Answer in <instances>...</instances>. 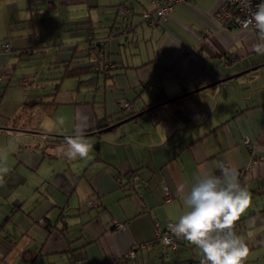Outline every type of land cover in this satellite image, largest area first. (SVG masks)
Segmentation results:
<instances>
[{
    "label": "crops",
    "instance_id": "obj_1",
    "mask_svg": "<svg viewBox=\"0 0 264 264\" xmlns=\"http://www.w3.org/2000/svg\"><path fill=\"white\" fill-rule=\"evenodd\" d=\"M63 1L82 4L80 13L52 14L55 26L45 33L43 14L32 10L54 0H0V160L10 169L4 178L13 177L2 184L8 193L0 196V264H183L200 259L199 250L190 246L161 256L153 242V222L177 220L184 211L178 184L190 182L201 168L217 174L220 161L239 172L251 193V204L235 226L249 247L245 264H264V190L253 191L264 181V55L253 50L257 32L221 25L213 16L220 0L176 4L165 25L142 22V12L153 8L151 0ZM117 4L130 13L117 15ZM91 25L99 36L111 31L96 60L87 54ZM4 41L9 52L2 48ZM25 49V55L34 56L51 49L50 63L78 56L75 67L106 61L109 75L99 72L98 79L111 88L117 104L127 99L139 107L153 96L175 99L109 130L103 129L117 122L119 106H109L102 92L103 106L96 111L98 106L85 102L87 88H76L75 77L63 79L75 83L63 88L62 81L55 106L18 107L24 98H34L15 78L29 74L14 59ZM27 58L23 61L30 64ZM11 77L18 84L4 88ZM7 91L17 95L13 114L1 109ZM61 106L68 109L65 117L59 115L63 125L53 120ZM102 119L114 122L99 128ZM20 127L62 136L83 127L93 145L91 158L69 161L60 152V162L47 136L36 139L49 141L48 150L40 148L38 154L33 142L22 144ZM245 139L256 156L249 172L245 167L252 157ZM17 152L23 161L20 173ZM46 161L54 162V169L44 172Z\"/></svg>",
    "mask_w": 264,
    "mask_h": 264
},
{
    "label": "clouds",
    "instance_id": "obj_2",
    "mask_svg": "<svg viewBox=\"0 0 264 264\" xmlns=\"http://www.w3.org/2000/svg\"><path fill=\"white\" fill-rule=\"evenodd\" d=\"M252 27L258 34L253 50L264 55V0L256 5V11L245 19L241 27ZM64 124L61 117L58 121ZM83 127L65 137L61 154L69 161L90 159L93 145ZM219 174L204 168L177 186V195L183 205V213L170 224L177 238H183L195 246L201 258L199 264H245L249 247L245 239L234 230L236 222L251 204V193L241 184L235 168L219 162ZM6 161L0 160V185L9 173Z\"/></svg>",
    "mask_w": 264,
    "mask_h": 264
},
{
    "label": "trees",
    "instance_id": "obj_3",
    "mask_svg": "<svg viewBox=\"0 0 264 264\" xmlns=\"http://www.w3.org/2000/svg\"><path fill=\"white\" fill-rule=\"evenodd\" d=\"M169 0H151L152 4H153V8L151 10H145L142 12L141 14V18H142V22H146L149 25H156V24H160L157 14H156V10H157V6L160 3H166ZM187 0H183L182 2H185ZM179 4V2L175 3L173 5V7ZM121 6H125L124 4H117L116 5V14L117 15H121V16H125L128 15L130 13V9L128 8V12L126 13H122L120 11ZM172 7V9H173ZM171 9V11H172ZM148 14V16H144V14ZM171 12L168 15V20L170 18ZM168 20L166 22V24L168 23ZM220 23V22H219ZM221 24V23H220ZM164 25V24H163ZM222 25V24H221ZM237 26L235 24H226V26ZM88 32H87V42H88V49H87V54L88 55H92L93 58H98L99 55L101 54V52L103 51L104 47H105V43L107 41V39L110 36L111 31L107 32V34L104 35H98L96 29V26L91 25V27L87 28ZM93 40H96L97 45H93L92 42ZM9 51H10V45H9ZM7 51V52H9ZM27 49L25 50H20L19 54H17L16 56L19 57V60H23V59H27L25 58L27 54ZM78 56H73V58L71 60L68 61H63V62H58V61H53L51 62L47 68H46V73H45V79L43 84L41 85V89L36 97V99H31L28 101V98L24 100V105L25 106H33V105H45V106H50L53 107L55 106L59 101L57 100V94L58 92L61 90V83L63 81L64 78L67 77H75L76 79V88L77 87H85L87 88L86 93L89 92L90 98L85 100L86 103L91 104L93 107L95 106H103V101H102V92H104L103 88L105 86V83L100 81L98 79V77H100L99 72H102L104 74H108L109 75V70L111 69L110 67L107 66L106 61H102V63L100 64L99 61H96V64L94 65H90V66H85V67H75L72 66V64L77 63ZM100 64V65H99ZM71 65V68H70ZM90 75V76H89ZM88 76V77H86ZM12 77L11 79L4 85V88L8 87L9 85H12L14 83L15 80L12 81ZM17 80V79H16ZM176 97V96H175ZM151 101L148 102L145 105H139V107L137 105H135L134 101H130L127 99H122L118 101V105H119V109H118V114L116 117V121H131V120H136L139 118V116L141 114H145L150 112L151 110L154 109L155 106L160 105L161 103H163V101H169L175 98H171L169 96H158V97H150ZM125 100L128 101L130 104L133 105V107H131L132 105H130V107L125 108L123 106H121V102ZM75 100H72V103L75 104ZM114 122L111 120H104L102 119L100 122H97V127H104L107 124V122ZM123 121V122H124ZM122 123V122H121ZM244 141V140H243ZM244 143V142H243ZM246 145V144H245ZM251 145V144H250ZM247 148H249V151H251V165L249 167H245V171L249 172L251 170V168L253 167V165L255 164L256 161V156H255V151L253 150L252 145L250 147L247 146ZM132 172H136V170H132L129 173ZM217 174H219V169L217 168ZM238 175L240 176L239 172ZM241 184L243 186H246L245 181L243 178H240ZM257 188V189H256ZM255 189H253V191H257V190H264V181L259 182L258 187H256ZM90 201L93 203L95 202L94 198L91 197ZM176 221V220H175ZM175 221H166V223L164 225H161L158 222H153L154 223V238H153V242L156 243L160 249L159 254L161 256H163L165 253L173 251V250H178L179 247H183V246H190V248H194L195 246L189 245L183 238H177L174 233L172 231H170V227H169V223L170 222H175ZM155 223H158L161 227V235L159 236H155V231H156V225ZM115 225V224H114ZM236 226V224H235ZM235 226H234V230H235ZM166 236L171 237L170 242H165L164 238ZM133 250V249H132ZM134 251V250H133ZM160 256V257H161ZM200 259H193V260H188L185 261L183 264H199ZM71 264H81L80 261H73L71 262Z\"/></svg>",
    "mask_w": 264,
    "mask_h": 264
},
{
    "label": "rangeland",
    "instance_id": "obj_4",
    "mask_svg": "<svg viewBox=\"0 0 264 264\" xmlns=\"http://www.w3.org/2000/svg\"><path fill=\"white\" fill-rule=\"evenodd\" d=\"M64 2L65 1H63V0H54L53 3H46L44 5L38 4L36 7L33 8L32 12H35L37 14V16L43 14V16H44L43 18H45V23L46 24L41 26V29H43V31L45 33H50L52 28L55 26V16L54 15H56V16L57 15H62V14L65 15V11L67 9H69V10L70 9H77L78 12L80 13L78 8L81 7L82 4H80V3L66 4V2L65 3ZM45 8H53V9H45ZM92 13L96 14L95 12H92ZM52 14H54V15H52ZM64 21H66V19H64ZM85 25H88V23L85 24ZM32 54L26 55V57H25V58L29 57V60H32V62L30 64H26L23 61L24 59L20 60V61H22L21 62L22 63L21 67L25 66V69L28 68L29 69L28 72L31 75H29V74L28 75H24V76L19 75V76H16L15 78H17L19 82L22 81L21 82L22 86L24 87V89H26V93H27L28 97L32 96V97H34V99H36V97H37V95H38V93H39V91L41 89V85L44 82V76L42 74L46 70L47 66L50 63V62H48L49 61V56H52L53 51L51 49H49V50H47L45 52L36 54L35 56H34L35 53L33 55ZM17 57L14 58L15 61L19 60ZM18 81L15 80L14 83L18 84ZM100 81H102V79ZM74 83H75L74 79H65L63 81V83H62V87L63 88H69ZM36 86H37V89H35ZM103 90H105L104 92L107 95V99H109V106H111V104L113 106H115L114 103H116V102L113 99V96L111 94H109L111 88H107V85H105ZM105 93L103 94V96L105 95ZM16 97H17V95L14 93V91H7V94H6V96H4L3 102L1 104V106H2L1 109L8 108L7 111L9 113L13 114L15 112V110L17 109ZM24 100H25V98L23 100H21L22 102L20 104H18V107H20L21 105L25 106L24 102H23ZM28 101H29V99H28ZM111 101H112V103H111ZM116 105H117V107L119 106L117 103H116ZM34 107H36V106H34ZM58 109H59V111L55 114V116L53 117V120L59 119V115L65 117L67 115V113H68L67 112L68 109L66 107L61 106ZM95 110L96 111L100 110V107L99 106L96 107ZM41 121L42 122H46V118H43ZM20 128H21L20 130H22V131H20V130L17 131V134L21 138L22 144L23 143H32L33 142V149L34 150H38L39 149L38 154L40 153V148H46L48 150V147H49L48 146L49 145V141L46 140V139H44V141H42L40 143L39 142L35 143L36 139H38V138H40L42 136H47L48 138H50L49 140L52 142V147L55 148L54 154L57 155V156L61 152L60 151L61 146H63L65 144L66 135L62 136V135H58V134L57 135L56 134H50L52 132H48V133H41L40 132V133H37L36 130H33L34 132H32L29 129H24L23 127H20ZM32 134L35 135L33 138L30 137V135H32ZM90 137H92V136H90ZM88 138L89 137H87V139ZM90 141L91 140H89V142ZM57 149L59 150V152H57ZM16 156H17L16 157L17 158V163H19V165H20V169H19V173H20L22 171V168H23V167L21 168V165L23 164V161H21L19 159L20 158L19 152H17ZM57 159L60 162L62 161L60 156H58ZM46 162L47 163L44 164V167H42V170H44V172L51 170L50 167L54 169V167H55L54 166V162L53 163H49L48 161H46ZM45 166H48V167H45ZM12 180H13L12 176H7V177L4 178V182L3 183L8 184ZM4 193H8V192H6L4 190L3 185H2V186H0V196H3ZM103 203H105V202H103Z\"/></svg>",
    "mask_w": 264,
    "mask_h": 264
},
{
    "label": "built area",
    "instance_id": "obj_5",
    "mask_svg": "<svg viewBox=\"0 0 264 264\" xmlns=\"http://www.w3.org/2000/svg\"><path fill=\"white\" fill-rule=\"evenodd\" d=\"M183 0H169L166 3H160L157 6L156 14L158 17V20L160 24H166L168 20V15L171 12V9L173 5L177 2L182 3ZM260 3V0H220L219 5L216 7V9L213 12L214 18L220 22L222 25L226 24H235L239 27H241L242 22L251 17L252 13L256 11V5ZM120 11L122 13L128 12V8L126 6H121ZM144 16H148V14H144ZM230 26V25H229ZM249 28H252L251 26ZM253 29V28H252ZM92 44L95 46L97 45L96 40H93ZM2 48L7 52L9 51V43L3 42ZM130 104L128 101L123 100L121 102V106L128 108L130 107ZM133 107V105L131 106ZM244 144H246L248 147H250V142L248 139H245ZM221 162V161H220ZM252 162V161H251ZM250 162V165H251ZM250 165H247L249 167ZM174 222H170L169 224H173ZM156 225V231L155 236L161 235V227L158 223H155ZM121 228H125L122 224L120 226ZM171 231V228H170ZM171 237L166 236L164 238L165 242H170ZM130 256H133L134 251H129ZM50 264H59V263H50Z\"/></svg>",
    "mask_w": 264,
    "mask_h": 264
},
{
    "label": "water",
    "instance_id": "obj_6",
    "mask_svg": "<svg viewBox=\"0 0 264 264\" xmlns=\"http://www.w3.org/2000/svg\"><path fill=\"white\" fill-rule=\"evenodd\" d=\"M124 120H126V119H124ZM124 120L117 121L116 123H114V124H112V125H110V126L105 127L103 130H109V129H111L113 126H115V125H117V124L123 122Z\"/></svg>",
    "mask_w": 264,
    "mask_h": 264
}]
</instances>
